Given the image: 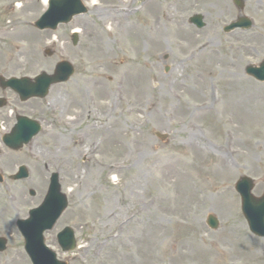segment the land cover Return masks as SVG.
<instances>
[{
    "label": "rangeland",
    "instance_id": "374dc122",
    "mask_svg": "<svg viewBox=\"0 0 264 264\" xmlns=\"http://www.w3.org/2000/svg\"><path fill=\"white\" fill-rule=\"evenodd\" d=\"M188 1L98 0L51 33L33 27L44 0H0V76L50 74L63 60L75 68L72 78L53 86L43 100L22 103L0 89L7 102L0 109V136L16 116L42 126L18 152L0 143V237L8 241L0 264H30L15 221L42 202L53 173L68 206L45 241L68 264H264V238L248 231L234 191L242 176L253 180L254 196L264 189V82L244 73L264 59V37L247 40L249 33L222 32L237 16L230 0L199 1L198 10L209 15L206 28L197 30L187 22ZM259 1L264 4L249 0L252 7L244 14L253 18L252 31L264 36V11L253 8ZM19 29L26 35L10 32ZM75 29L79 40L73 46ZM240 44H252L251 54ZM47 50L52 55L46 56ZM136 74L145 85L136 83L131 91L121 86L122 76ZM98 84L108 93L125 91L114 110L98 103ZM181 87L186 93L176 95ZM91 99L96 105L86 109ZM93 118L100 119L98 126L112 124L118 132L114 145L101 130L81 133ZM82 140L97 141L100 158L130 168L83 169L78 151L84 148L77 145ZM196 141L204 149L194 150ZM19 166L28 169L29 178L10 180ZM210 215L218 221L216 230L206 224ZM65 227L77 241L69 253H62L56 240Z\"/></svg>",
    "mask_w": 264,
    "mask_h": 264
},
{
    "label": "water",
    "instance_id": "95a60500",
    "mask_svg": "<svg viewBox=\"0 0 264 264\" xmlns=\"http://www.w3.org/2000/svg\"><path fill=\"white\" fill-rule=\"evenodd\" d=\"M84 12L79 0H50L47 12L35 23V26L42 29H55L59 23H67L72 16ZM75 42V40H74ZM72 68L67 63H60L56 66L55 74L47 76L41 74L34 82L28 79H10L4 81L0 77L2 89L11 88L25 101L31 97H43L51 84L66 81L72 74ZM247 73L257 80H264V62L258 69L249 68ZM5 105L0 100V107ZM39 130L35 122L25 118H18L16 126L9 135L3 137V142L11 149L18 150L22 144L27 143ZM25 170L21 168L14 179L25 177ZM59 185L56 176L51 180L48 195L43 205L31 211L30 217L25 221H18L17 227L25 238V249L33 264H61L57 262L55 255L44 247L42 233L51 227L52 223L66 206L65 198L59 193ZM252 183L247 178H242L236 184V190L241 195V209L247 220L250 230L260 236H264V195L261 198H254L250 195ZM209 223L215 227V221L210 218ZM59 243L63 250H71L74 247L72 232L65 229L59 236ZM5 240L0 239V251L5 249Z\"/></svg>",
    "mask_w": 264,
    "mask_h": 264
},
{
    "label": "bare ground",
    "instance_id": "6f19581e",
    "mask_svg": "<svg viewBox=\"0 0 264 264\" xmlns=\"http://www.w3.org/2000/svg\"><path fill=\"white\" fill-rule=\"evenodd\" d=\"M45 3H46V1L43 2V5H45ZM88 3L90 5H96L98 3V1L97 0H89ZM16 7H17V9L21 8V5L19 2L16 3ZM4 30H6V28ZM185 30L186 29L183 26H178V28H177V31L180 32V36H186V34L184 32ZM75 31L79 32L78 30H75ZM10 32L15 33L18 37H20V36L23 37L26 35L25 31L24 30L20 31V29H19V31H17L18 33L15 31H10ZM6 35L9 36V34H6ZM2 37H4V36H2ZM240 45H241L240 48L242 50H245V52L249 55L251 54V51L253 48L252 44H240ZM131 77H133V76H131ZM142 77L143 76H140L139 74H136L135 77H133V79H129V77H127V75L122 76L121 86L125 84V89L131 91V90H133L134 86H136V83L139 85H142V84L145 85V83H143L144 80ZM185 88L184 87L179 88L178 90H176L175 94L176 95H180V94L184 95L186 93ZM116 90L117 91H115V92L108 93L101 85L98 84V87H97V93L99 94V97L97 99L98 103L101 105H104L103 107H109L110 110H114L113 104L116 102H119V100H121L123 98V96H125V91H123L122 87H118ZM110 94H114V97L112 99L110 98ZM233 102H235L234 106L236 108H238V110L240 111L239 115L245 117L246 114L241 109L242 104L238 103L236 100ZM94 104H95L94 99H91L89 101V103L87 104L86 109H89ZM136 112H138V111H136ZM77 114H79V112H77ZM100 118H102V117H100ZM80 119H82V117H80ZM99 120L100 119L97 120V119L93 118L90 121L91 123L82 129L81 133L92 135V134L96 133V131L101 130V133H104L103 135L105 136V138L107 140V144L109 146L114 145V143L116 142L115 138L117 137L118 132L116 130L113 131V127H112L111 123L106 122V123H104V125L98 126L97 122ZM67 122H69V123L74 122V119L69 118L67 120ZM256 123H259V122H252V124H254V125H256ZM115 133H116V135H114ZM77 142H80V140ZM97 143H98L97 141H90V140H82L80 144L77 143L78 147H80L83 144V148H84L82 151H80V152L78 151V153L81 154V160H82L81 167L83 169H87L89 167L91 169H93L94 167H101L102 169L107 170V173H119L121 170H128L130 168L128 164L119 163V162H115V161H107V160L100 158L102 156L101 145L97 144ZM65 146H66V144H65ZM191 146L194 150H197V151H201L202 149H204L203 146L201 145V143L197 142V141L193 142ZM66 147H68V146H66ZM62 158H65L67 161L72 160V156L62 155Z\"/></svg>",
    "mask_w": 264,
    "mask_h": 264
},
{
    "label": "flooded vegetation",
    "instance_id": "af4514ba",
    "mask_svg": "<svg viewBox=\"0 0 264 264\" xmlns=\"http://www.w3.org/2000/svg\"><path fill=\"white\" fill-rule=\"evenodd\" d=\"M199 1H201V0H189V1H188L189 14L192 16L195 12H197V13H201L202 16H203L204 19H205V15H207V13L205 14V12L200 11L202 5L199 4ZM230 1H231V0H230ZM247 1H248V3H247ZM233 4L235 5L234 2H233ZM259 4L262 5V6L260 7V10H261V11H264V4H263V2L259 1ZM226 5L228 6L229 4H227V2H226ZM243 7H244L243 10H246L248 7H252V5L249 3V0H244V5H243ZM198 8H199L200 10H198ZM202 8H203V7H202ZM208 15H209V14H208ZM208 15H207V16H208Z\"/></svg>",
    "mask_w": 264,
    "mask_h": 264
}]
</instances>
